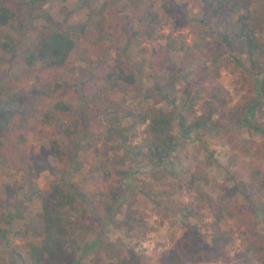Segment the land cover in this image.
<instances>
[{
  "label": "rangeland",
  "instance_id": "obj_1",
  "mask_svg": "<svg viewBox=\"0 0 264 264\" xmlns=\"http://www.w3.org/2000/svg\"><path fill=\"white\" fill-rule=\"evenodd\" d=\"M214 1L145 0L136 11L120 12L103 10V0H65L61 7L72 12L69 22L92 15L88 32L77 38L66 66L44 74L28 71L23 55L36 43L44 25L40 19L31 24L19 55L0 51V79L14 82L23 95L21 107L32 103L33 111L46 110L58 100L72 106V111L59 114L49 124L36 121L24 144L10 133L1 134L0 228L7 227L9 232L5 238L0 235V264H32L28 251L41 242L43 202L50 198L51 184L59 180L82 185L89 200L84 204L89 211L86 217L82 212L74 214L79 240L87 245L70 264H100L110 241L132 247L144 264H187L180 256V241L188 227L198 226L204 245L211 244L216 230L209 205L201 203L189 186L194 173L208 178V182L200 181L213 198L224 184L240 186L236 207L243 219L225 217L219 227L233 230V240L216 249L211 260L203 258L194 264H235L250 241L264 240V190L252 192L250 187L259 180L251 177V170L264 168V72L253 74L248 57L231 53L223 44L219 33L230 18L225 11H217ZM250 9L252 25L264 42V0H251ZM150 11L161 19L155 37H145L144 26L137 19ZM118 59L129 64L137 85L111 88L104 75L116 68ZM157 80L168 87L169 100L154 91L150 98L145 97ZM172 99L183 109L192 105L195 111L190 119L212 110V119L220 120L219 126L185 135L177 123L176 148L155 163L137 160L138 150L144 149L145 125L138 124L128 142L120 133L109 132L112 113H118L123 125L132 122L109 102L139 111L170 109ZM84 111L90 117V135L82 142L81 170L75 171L55 152L51 156L54 167L40 171L35 162L45 156L42 149L64 140V125L72 124ZM146 182L152 183L149 189L152 196L161 197L160 203L141 192ZM113 189L119 191L116 201L111 199ZM110 202L114 206L105 219ZM126 217L134 224L128 235L127 227L116 226ZM257 263L256 259L250 262Z\"/></svg>",
  "mask_w": 264,
  "mask_h": 264
},
{
  "label": "trees",
  "instance_id": "obj_2",
  "mask_svg": "<svg viewBox=\"0 0 264 264\" xmlns=\"http://www.w3.org/2000/svg\"><path fill=\"white\" fill-rule=\"evenodd\" d=\"M50 1L0 0L1 52L10 53L13 56L19 55L22 50L21 44H26L23 40L24 36L30 30L33 21L43 20L44 25L37 34L36 43L33 44L32 48L28 47L23 55L28 71L38 72L39 74L66 66L77 45V38L88 32L92 18V15H88V18L84 21L69 22L72 12L68 11L65 5L61 7L62 2L65 0L51 3ZM93 1L98 0H85L89 3ZM144 1L103 0L101 8L103 10L116 8L120 12L124 10L136 11L142 7ZM214 2H217V11H225V14L230 18L225 23L224 30L219 33L223 44L233 54L246 55L250 71L253 74L263 73L264 42L251 22L253 18L250 9L251 0H215ZM234 16L236 18L232 19ZM137 19L144 26L145 37H155L161 22L158 13L150 11L138 16ZM164 58L168 61L166 55ZM173 76L175 77V74ZM104 78L114 90H118L123 84L137 85V77L134 71L128 63L119 59L116 62V68L105 73ZM8 89L13 92L10 93ZM153 91L159 94L162 99H170L171 92L168 87L158 80L155 86L147 89L145 97L150 98ZM22 96L16 89L14 82L6 83L0 79V149L4 146L2 133H10L17 143L24 144L36 121L49 124L53 120H58L59 114L72 111V106L63 100L56 101L51 108L46 110L33 111L35 105L32 103L21 107ZM175 102V99H172L173 107L170 109L148 107L139 111L124 109V104L109 102V106L118 110L125 118L130 117L132 120L131 124L123 125L118 113H112L108 118L110 122L109 132L120 133L124 142H128L135 136L136 126L138 124L145 125L144 149L138 150L137 160L155 163L168 157L176 148L178 136L175 133V127L177 123H179L181 131L185 135H189L200 128L219 126L220 120L214 121L212 119V110L208 114L202 113L200 116L190 119L193 111L192 105L183 109L175 106ZM89 121L90 117L84 111L82 115L72 120V124L64 125V140L60 139L55 142L52 148L44 147L42 152L45 156L36 160V167L40 171L53 168L51 156L57 152L58 157L65 158L75 171H80L82 164L79 161V155L83 140L90 135L87 130ZM2 154L0 152V157H3ZM250 173L252 178L259 179L250 185L252 192L264 190V168L255 166ZM201 179L205 182L209 181L203 174L194 173L189 186L194 190L197 199L201 203L209 205L215 218L216 230L211 244L204 245L200 241L198 226L188 227L187 232L181 237L180 241L182 246L180 256L187 264H194L203 258L211 260L213 254L216 253V249L226 246L233 240V230L227 231L219 227L220 222L225 217L243 222L236 207V195L240 186L224 184L217 198H213L204 190ZM151 186V182H146L141 192L146 196H152L149 189ZM86 196L87 194L80 184H73L65 180L55 181L51 184L50 198L44 201L42 206L43 230L38 233V239L41 242L31 245L28 251L32 264H70V260L76 256L77 252L84 249L87 243L84 240H79V231L76 228L77 221L74 219V214L82 212L84 217L88 215L89 211L84 206L85 203H89ZM118 198L119 191L116 189L111 190V199L116 201ZM152 199L157 203L161 202V197L158 194H153ZM90 204L89 206L94 208V203L90 201ZM113 206L114 203L112 202L107 204L104 210L105 219L109 217ZM95 210L99 211L100 209L95 207ZM9 220L6 223L7 225ZM116 226L127 227L126 233L128 235L134 224L130 217H126ZM7 232H9L7 227L0 228L2 238L6 237ZM238 255L241 259L237 260L235 264H250L253 259L257 260V264H264V240L250 241L248 246ZM100 264L144 263L132 247L122 242L110 241L106 245L105 259ZM171 264L176 263L171 261Z\"/></svg>",
  "mask_w": 264,
  "mask_h": 264
}]
</instances>
